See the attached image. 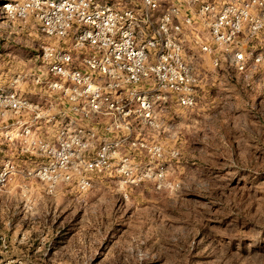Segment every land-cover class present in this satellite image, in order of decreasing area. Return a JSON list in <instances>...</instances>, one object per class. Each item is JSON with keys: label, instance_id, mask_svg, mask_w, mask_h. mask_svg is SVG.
<instances>
[{"label": "rangeland", "instance_id": "1", "mask_svg": "<svg viewBox=\"0 0 264 264\" xmlns=\"http://www.w3.org/2000/svg\"><path fill=\"white\" fill-rule=\"evenodd\" d=\"M98 1L139 7L135 0ZM49 42L35 17L0 9V87L31 97L30 77L43 71L41 46ZM198 56L195 106L170 105L160 114L164 130L147 133L148 148L119 150L88 176V188L72 182L48 192L36 179L13 177L0 192V264H214L220 239H230L243 264H264V64L239 75ZM39 131L48 138L54 132ZM156 143L160 158L149 151ZM10 154L0 151V165ZM13 161L23 169L43 160ZM221 202L246 205L239 235L222 236L237 211L226 214Z\"/></svg>", "mask_w": 264, "mask_h": 264}, {"label": "built area", "instance_id": "2", "mask_svg": "<svg viewBox=\"0 0 264 264\" xmlns=\"http://www.w3.org/2000/svg\"><path fill=\"white\" fill-rule=\"evenodd\" d=\"M135 1L139 7L98 0L0 5L4 15L35 17L52 40L41 46L43 71L30 77L31 97L0 87V151L11 153L0 165V192L17 174L48 192L72 182L86 189L88 176L119 150L147 149V133L164 130L161 112L195 106L198 53L239 75L264 64V0ZM39 129L54 132L48 138ZM149 151L164 155L160 143ZM25 155L43 161L21 169L13 158Z\"/></svg>", "mask_w": 264, "mask_h": 264}, {"label": "clouds", "instance_id": "3", "mask_svg": "<svg viewBox=\"0 0 264 264\" xmlns=\"http://www.w3.org/2000/svg\"><path fill=\"white\" fill-rule=\"evenodd\" d=\"M222 210L225 211L226 214L230 213L232 209L237 211V216L233 218V221H230L229 224L224 225V230L222 236L231 237L233 235H239L238 229L242 227V224L239 222L240 213H243L246 205L244 203H232V209L224 208L223 203L221 202ZM261 231H264V220L261 221ZM230 239L228 241H224L223 239L215 240V243L212 248V259L214 264H243V258L237 256L232 250L228 247L230 244ZM249 248L251 246L249 245ZM237 252L239 251V244L236 246ZM253 254V253H250Z\"/></svg>", "mask_w": 264, "mask_h": 264}]
</instances>
